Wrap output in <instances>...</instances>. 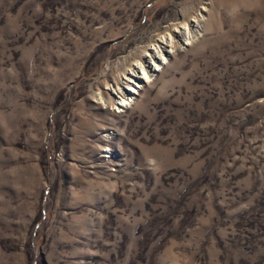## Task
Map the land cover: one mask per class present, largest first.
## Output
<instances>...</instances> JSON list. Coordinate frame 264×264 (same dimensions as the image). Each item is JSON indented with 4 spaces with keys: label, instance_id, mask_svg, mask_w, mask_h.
Listing matches in <instances>:
<instances>
[{
    "label": "rangeland",
    "instance_id": "rangeland-1",
    "mask_svg": "<svg viewBox=\"0 0 264 264\" xmlns=\"http://www.w3.org/2000/svg\"><path fill=\"white\" fill-rule=\"evenodd\" d=\"M0 264H264V0H0Z\"/></svg>",
    "mask_w": 264,
    "mask_h": 264
},
{
    "label": "bare ground",
    "instance_id": "bare-ground-1",
    "mask_svg": "<svg viewBox=\"0 0 264 264\" xmlns=\"http://www.w3.org/2000/svg\"><path fill=\"white\" fill-rule=\"evenodd\" d=\"M204 18L203 14L195 15L194 18L188 20V23L177 22L173 29H170L171 32L169 30L162 31L157 37L150 39L149 44L144 47L139 56L133 57L132 61L129 62L123 71L122 78L117 82V88H114L121 96L119 97L120 100H112L111 104L116 110H122L123 107L130 105L127 99L133 98L131 92L139 93L136 87L140 86L139 84L143 86L149 82V78L154 76L155 71H158L156 65L163 63V60L172 56L177 49L191 43L192 38L203 26ZM191 20L192 27L189 28ZM100 99L102 100V97Z\"/></svg>",
    "mask_w": 264,
    "mask_h": 264
}]
</instances>
